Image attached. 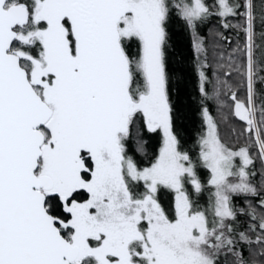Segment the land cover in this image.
Instances as JSON below:
<instances>
[{
	"label": "snow or ice",
	"instance_id": "1",
	"mask_svg": "<svg viewBox=\"0 0 264 264\" xmlns=\"http://www.w3.org/2000/svg\"><path fill=\"white\" fill-rule=\"evenodd\" d=\"M0 264H264V0H0Z\"/></svg>",
	"mask_w": 264,
	"mask_h": 264
}]
</instances>
